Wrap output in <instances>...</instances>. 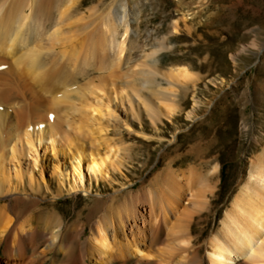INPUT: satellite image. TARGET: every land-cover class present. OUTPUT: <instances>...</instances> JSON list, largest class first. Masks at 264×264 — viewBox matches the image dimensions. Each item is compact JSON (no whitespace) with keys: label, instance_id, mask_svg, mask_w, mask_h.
I'll return each mask as SVG.
<instances>
[{"label":"bare ground","instance_id":"obj_1","mask_svg":"<svg viewBox=\"0 0 264 264\" xmlns=\"http://www.w3.org/2000/svg\"><path fill=\"white\" fill-rule=\"evenodd\" d=\"M66 2L67 20L52 30L53 14ZM82 3L0 0V264H205L191 235L187 236L208 205L207 193H212L208 191L218 167L206 173L194 167L180 172L171 169L137 196L126 192L124 197L115 194L106 199L96 194L101 197L94 200L97 204L109 206L86 223L68 226L57 209L56 199L65 192L74 197L79 192L93 194L85 167L97 189L102 183L112 184L113 173L125 167L126 149L110 137L109 130L110 118L118 119L119 107L128 105L137 119L135 100L139 99L138 106L154 124L159 118L154 101L145 102L144 94L134 84L131 88L129 79L124 87L116 77L110 80V73L103 74L131 56L136 44L131 34L138 29L133 19L140 11L136 14L128 1L120 5L122 10H110L113 14L101 23L96 19L98 23L92 24L80 16L68 24L81 13ZM96 72L101 75L98 80L96 76L88 79ZM168 72L185 85L196 75L186 66ZM159 85L153 90L155 98L161 96L168 103V97L176 96L172 88ZM38 90L45 96L65 92H60L63 95L57 96L53 108L38 97ZM194 102L189 119L200 105ZM256 158L221 228L206 241L209 264H264V151ZM49 161L60 188L53 201L44 204L45 198L33 191L44 189L36 171L40 168L42 175ZM45 188L51 190L49 185ZM143 199L146 204L141 209L137 201ZM160 243L163 248L157 247Z\"/></svg>","mask_w":264,"mask_h":264},{"label":"rangeland","instance_id":"obj_2","mask_svg":"<svg viewBox=\"0 0 264 264\" xmlns=\"http://www.w3.org/2000/svg\"><path fill=\"white\" fill-rule=\"evenodd\" d=\"M128 1L134 5L136 14L140 11L133 19V26L138 28L137 33L131 34L134 39L136 37L133 55L125 57L120 69L118 66L103 74L110 73V80L116 79L125 86L129 79L130 87L135 86L133 88L138 90H134L141 96L144 94L145 102L154 101L159 123L154 124L140 103L138 106L139 99L135 100L137 119L129 112L128 105L124 109L119 107L118 119L110 118L109 130L110 137L126 149L125 167L121 172L113 173L112 184L102 183L99 189L95 179L90 182L91 176L85 167V178L88 187H93V194L79 192L74 197L65 192L56 199L57 209L68 226L86 223L99 218L98 214H104L109 206H105L106 202L97 204L94 200L101 197L96 194H102L106 199L115 194L124 197L128 192L137 196L171 169L180 172L194 167L206 173L218 167L212 191L207 189L212 192L207 193L208 205L201 217L195 219L187 236L190 238L191 235L207 264V239L221 228L234 196L249 177L252 160L256 161L264 151V0H83L79 10L83 14L78 11L74 15H81L66 22L69 24L82 17L92 24L101 23L109 14L122 10L120 5ZM62 6L52 16V30L67 20L64 12L69 4ZM174 22H177V28ZM122 31L121 41L125 39ZM177 66H186L196 74L189 80L191 83L187 80L185 85L184 80L170 77L168 71ZM99 75V72L91 73L88 79ZM151 80L154 81L152 86L149 85ZM168 80L173 83L172 87ZM157 84L172 88L176 96L168 97V103H163L161 96L155 98L157 94L154 95L153 90L160 88ZM41 92H36L38 97L43 101L46 99L53 107L65 91L51 96ZM194 99L200 105L194 118L189 119L188 112L194 106ZM49 115L52 119L53 115ZM41 153L44 154L45 149H41ZM50 155L48 151L47 157ZM51 163L49 161V168L42 175L40 168L36 171L37 180L44 189L41 187L40 193L33 192L45 198L44 204L53 201L60 188ZM45 185L51 190L47 191ZM142 201H137L141 209L146 204L144 199ZM161 245L157 247L161 248Z\"/></svg>","mask_w":264,"mask_h":264}]
</instances>
